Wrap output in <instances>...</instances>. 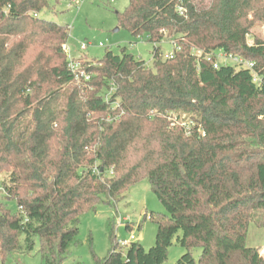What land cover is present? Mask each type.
Here are the masks:
<instances>
[{"label": "trees", "instance_id": "16d2710c", "mask_svg": "<svg viewBox=\"0 0 264 264\" xmlns=\"http://www.w3.org/2000/svg\"><path fill=\"white\" fill-rule=\"evenodd\" d=\"M50 2L0 0V173L17 204L12 213L0 203L1 264L36 243L57 264L79 216L143 179L169 217L149 264H161L175 230L190 255L177 264H264L260 247L246 246L250 226L264 229V43H247L264 0H129L117 24L152 46L151 66L107 51L82 62L89 78L79 81L68 69V27L39 17ZM162 42L180 47L172 59ZM192 47L252 61L260 85ZM109 239L95 264H147L140 249L117 251L112 228Z\"/></svg>", "mask_w": 264, "mask_h": 264}, {"label": "rangeland", "instance_id": "374dc122", "mask_svg": "<svg viewBox=\"0 0 264 264\" xmlns=\"http://www.w3.org/2000/svg\"><path fill=\"white\" fill-rule=\"evenodd\" d=\"M204 1L209 2V0ZM128 3L129 0L114 2L110 0H51L50 8L41 12L39 17L68 27L67 58L70 56L79 62L82 71V62L101 59L107 51L118 54L120 49H125L127 53L151 66L152 46L141 38L131 37L117 24L116 13L122 12ZM250 31L247 36L249 45L252 44L254 37L264 43L263 21L256 22ZM81 44L87 46L85 51L80 50ZM99 44L103 47H99ZM159 46L162 57L171 52V46L168 44L162 42ZM74 85L77 83L74 82ZM112 92L111 87L104 97L109 99ZM117 109L118 107L114 106L111 114L122 115V111L117 113ZM109 174L112 175V173ZM6 177L5 173H0V203L5 204L10 212L15 213L16 202L7 199L2 190ZM167 219H169L168 214L153 194L148 180L143 179L129 187L117 202L107 203L102 198L93 209L79 216L75 224L78 229L76 239L68 246L67 253L57 264H95L93 257L105 258L111 248L109 239L111 228L116 238L120 240H128L133 232L135 240L130 243V246L141 250L144 259H148L147 264L154 262L157 256L152 253V250L157 247L159 223L163 224ZM182 236V230L173 231L169 237L170 245L164 249L161 264H177L190 256L179 243ZM246 246L260 247V252L264 253V229H255L250 226ZM117 251L126 254L122 247L118 246ZM198 253L199 249L195 248L191 253L192 258L195 259ZM6 263L46 264L38 252L37 243L32 253H13L7 257Z\"/></svg>", "mask_w": 264, "mask_h": 264}, {"label": "built area", "instance_id": "2783aa9c", "mask_svg": "<svg viewBox=\"0 0 264 264\" xmlns=\"http://www.w3.org/2000/svg\"><path fill=\"white\" fill-rule=\"evenodd\" d=\"M114 1L115 0H110V2H114ZM178 10H179L180 14L184 13V11L181 7ZM166 44L171 46V52L164 55L163 58L164 59H172L174 53L179 51L180 47L175 42H169ZM86 47L87 46L85 44H81L80 50L85 51ZM99 47H103V45L99 44ZM190 52L197 59H202L208 63H212L213 68H215V69H218L219 67H222V66L223 67L236 66L240 69L250 71L252 74V81L257 85H260V83H261L260 77H258L256 74H254V71H253L254 63L252 61H248V60L242 58L241 56L234 55L231 53H226L223 51L203 53L201 50H199L195 47H192ZM67 60H68V69L72 72V74L74 75V79L76 81H79L80 79H83V78H85V79L89 78L88 76L84 75V72L82 71L79 62L70 58V56H68ZM133 240H135V238H134V233L132 232V235L130 236V238L128 240L117 239L116 245L119 247H122L126 253L130 249V243Z\"/></svg>", "mask_w": 264, "mask_h": 264}, {"label": "water", "instance_id": "95a60500", "mask_svg": "<svg viewBox=\"0 0 264 264\" xmlns=\"http://www.w3.org/2000/svg\"><path fill=\"white\" fill-rule=\"evenodd\" d=\"M139 238H141V237L139 236Z\"/></svg>", "mask_w": 264, "mask_h": 264}]
</instances>
